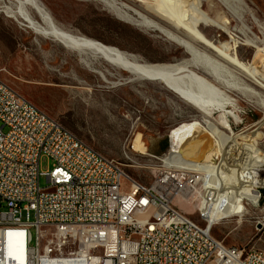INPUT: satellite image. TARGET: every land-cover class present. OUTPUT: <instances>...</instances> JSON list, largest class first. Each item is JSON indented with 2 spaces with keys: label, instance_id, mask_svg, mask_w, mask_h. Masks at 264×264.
<instances>
[{
  "label": "built area",
  "instance_id": "2783aa9c",
  "mask_svg": "<svg viewBox=\"0 0 264 264\" xmlns=\"http://www.w3.org/2000/svg\"><path fill=\"white\" fill-rule=\"evenodd\" d=\"M170 149L146 185L0 76V264H264L263 251L227 246L200 209L203 221L181 207L213 204L215 192L206 166L168 162Z\"/></svg>",
  "mask_w": 264,
  "mask_h": 264
},
{
  "label": "rangeland",
  "instance_id": "374dc122",
  "mask_svg": "<svg viewBox=\"0 0 264 264\" xmlns=\"http://www.w3.org/2000/svg\"><path fill=\"white\" fill-rule=\"evenodd\" d=\"M39 1L55 24L64 31L117 46L142 61L176 63L190 58L182 46L161 32L129 23L96 0ZM116 1L139 9V3L135 1ZM244 2L264 25V0ZM17 3L16 0H0V76L95 149L121 162L136 180L146 185L151 183V169L156 162L154 156L166 153L176 130L183 123H191L192 119L198 118L205 126L208 122L215 123L225 133L235 136H246L259 124L263 126L261 131L264 133V109L254 99L247 100V97L236 92L228 94L238 104L237 107L227 106L226 110L236 112L241 119L236 120L233 112L228 115L234 128V131H230L223 128L218 109L213 111L211 119L206 118L172 92L164 82L145 79L129 82L130 73L101 61L99 70L112 73L103 79L80 63L75 52L53 38L36 34L3 10ZM220 7L224 8L222 5ZM27 8L33 19L44 27L38 11L32 6ZM203 8L209 11V3L204 2ZM211 12L215 13L214 10ZM191 14L199 18L194 11ZM150 16L159 21L156 16ZM246 19L260 34L251 14L248 13ZM231 20L235 27L237 20ZM200 27L218 45L229 50L233 48L234 40L228 33L202 23ZM234 33L239 44L238 51L247 59L251 49L244 44L241 34ZM260 148L264 152V137ZM214 156L217 155L210 153L206 160L214 162ZM52 166V160L44 159L42 172H48ZM261 171V178H264V166ZM41 186H48L44 174L41 176ZM257 191L259 201L257 204L245 202L246 211L242 217L224 219L213 227L215 238L227 246L264 252V185L258 187ZM193 218L203 221L199 212Z\"/></svg>",
  "mask_w": 264,
  "mask_h": 264
},
{
  "label": "bare ground",
  "instance_id": "6f19581e",
  "mask_svg": "<svg viewBox=\"0 0 264 264\" xmlns=\"http://www.w3.org/2000/svg\"><path fill=\"white\" fill-rule=\"evenodd\" d=\"M16 1L17 5L4 7L5 13L16 21H22L36 34L53 38L75 52L80 63L103 79L112 73L99 70L101 61L130 73L129 82L140 79L164 82L172 92L206 118L211 119L213 111L218 109L223 128L230 131H234V128L228 115L233 111H227L226 108H236L238 104L231 99L229 92H236L247 97V100L254 99L264 109V25L244 0H131L139 3V9L116 0H96L119 18L141 28L159 31L182 46L190 58L176 63H149L117 46L64 31L55 24L39 0ZM204 2L209 3V11L204 10ZM28 6L38 11L45 23L44 27L33 19ZM191 11L197 13L199 18L194 17ZM248 13L258 25L260 34L248 24ZM232 18L238 22L235 27L232 26ZM200 23L228 33L234 40L233 48L226 49L210 39ZM234 31L243 36L244 44L251 49L247 59L238 51L239 44ZM233 114L236 120L241 119L236 112ZM262 128L259 124L246 136H235L225 133L215 123L208 122L205 126L195 120L176 130L166 161L174 159V162H181L182 157L187 162L202 163L201 166H206L203 169L206 183H210L207 186L210 192H215L213 204L181 203L186 212L195 213L200 209L203 218L214 227L224 219L242 217L246 211V201L257 204L259 197L256 190L264 185V178L260 174L264 166V152L260 148L264 137ZM210 153L221 156L217 167L206 165V157ZM215 169L217 176L213 177Z\"/></svg>",
  "mask_w": 264,
  "mask_h": 264
}]
</instances>
